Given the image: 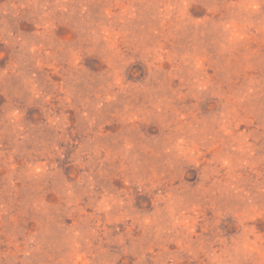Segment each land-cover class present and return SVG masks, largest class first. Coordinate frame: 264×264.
<instances>
[{"label":"rangeland","instance_id":"1","mask_svg":"<svg viewBox=\"0 0 264 264\" xmlns=\"http://www.w3.org/2000/svg\"><path fill=\"white\" fill-rule=\"evenodd\" d=\"M0 264H264V0H0Z\"/></svg>","mask_w":264,"mask_h":264}]
</instances>
